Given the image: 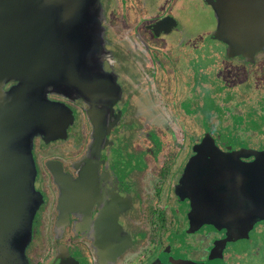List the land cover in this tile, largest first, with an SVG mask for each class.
<instances>
[{
  "label": "flooded vegetation",
  "instance_id": "obj_1",
  "mask_svg": "<svg viewBox=\"0 0 264 264\" xmlns=\"http://www.w3.org/2000/svg\"><path fill=\"white\" fill-rule=\"evenodd\" d=\"M98 2V39L86 51L92 64L82 63L74 82L61 72L46 86V99L58 108L52 130L39 129V96L30 86L19 116L15 106L3 107L1 203L15 209L12 196L20 198L17 204L41 199L32 212H0V223L30 224L23 264H264V233L257 231L264 220L237 225L239 216L230 215L201 224L192 212L200 198L195 158L187 169L206 133L223 151L254 143L247 133L252 127L220 135L219 127L232 129L227 111L224 124L219 113L209 117L217 127H201L198 106L202 91L207 98L220 92L229 112L239 115L233 109L252 89L264 105V48L234 49L237 44L218 35L205 0L215 21L203 32L177 18L184 0ZM206 59L212 60L209 74L200 68ZM17 84L5 82L1 95ZM25 174L28 193L7 195V175L22 180ZM18 243L5 247L12 259V251L22 254Z\"/></svg>",
  "mask_w": 264,
  "mask_h": 264
},
{
  "label": "water",
  "instance_id": "obj_2",
  "mask_svg": "<svg viewBox=\"0 0 264 264\" xmlns=\"http://www.w3.org/2000/svg\"><path fill=\"white\" fill-rule=\"evenodd\" d=\"M97 2L0 0V122L5 106L8 111L15 106V115L19 116L21 97L26 87L30 86L31 90L36 89L35 94L39 96V129L44 132L52 130L51 118L58 108L56 103L46 99V86L58 82L61 72L67 73V76L71 74L74 82L78 79L79 66L82 63L92 64L86 51L98 39ZM205 2L213 8L218 19V35L237 44L238 48L234 49L245 54L264 48V0ZM9 80H16L17 86L8 94L1 95V86ZM78 85L85 91L83 86ZM228 149L221 150L206 133L202 142L195 146L196 154L187 167L188 170L193 167L190 164L195 158L194 169L199 172H195L192 178L198 185L195 188L199 189L200 198L194 202L192 212L201 224L223 223L230 215L239 216L240 223L237 225L264 220V149L240 147L231 150L230 146ZM8 154L10 159V150ZM29 178L27 174L22 180L7 175V195L16 192L26 195L30 187ZM0 186L4 184L0 182ZM10 186H20V189L12 190ZM12 197L11 204L15 209L1 203L4 198L0 191L2 214L6 209L7 212L26 211L28 207L32 212L41 202L37 195L34 200L22 204H17L20 198ZM250 227L251 224L245 229L248 228V231ZM29 235V223H0V264H23L25 256L21 245ZM13 242H19L22 254L12 251V259L9 249L6 254L5 247L16 248Z\"/></svg>",
  "mask_w": 264,
  "mask_h": 264
},
{
  "label": "rangeland",
  "instance_id": "obj_3",
  "mask_svg": "<svg viewBox=\"0 0 264 264\" xmlns=\"http://www.w3.org/2000/svg\"><path fill=\"white\" fill-rule=\"evenodd\" d=\"M147 1L150 5L154 6L158 0H147ZM184 1H185L184 3H181L179 9L177 10V14H176L177 18L180 19L179 21H181L184 27L188 28V30H191L192 28L193 30H195V32H199V31L203 32L206 29L211 28V26L214 24L215 16L212 10H210L207 7V5H205L203 0H197V1L196 0H184ZM103 5H105V3ZM189 34H192V33L190 32ZM201 38H203L202 35H201ZM207 42L208 41H205V43ZM212 46H214V44H212ZM202 49L203 47L201 46L200 50ZM204 53L208 54L209 50H204ZM211 65H212V60L206 59L200 63V68L202 70L204 69L206 70L205 74H209L210 71H207V68H209V66ZM200 75H203V74L201 73ZM202 92L204 93V91ZM202 92L200 93V97H199L200 104L198 106V110L201 114L199 116V120L201 121V124H202L201 127L205 126V128L209 130L211 129L210 127H212L213 125H215V127L218 126L217 124H213V122L209 121V117L211 116L212 118V115L216 116V114L220 113L218 117L219 119H221L222 123L224 122V118H227L228 115H230L229 117L232 122V129L230 128L223 129L219 127L218 131L220 135L222 137H227V138L230 136H234V135L237 136V132H235L234 130L236 129V127L239 126L241 130H245L247 127H250V128L252 127L254 130H248L247 133L254 135L252 137V140L254 141V143H246V144L237 143V144H232V146L233 147H250V148L257 149V150L264 149V143H263L264 141V121H262L264 119L262 118L263 117L262 114L259 115L260 113L259 109L264 110V107H263L264 105H262V101L260 100V96H259L260 91L256 92V90L253 91L252 89V91L247 92L245 96V102H242L241 106L237 105L240 103L238 98H236L237 96L232 97V100L234 102L233 105H237L236 106L237 108L233 109V113H241L239 115H233L231 112H229V107L227 108L224 102L222 101L224 100L222 93L218 92V94L215 95L217 97L211 94V97L207 98V96H210V94L208 92H205L204 94H202ZM261 94L264 96V92ZM216 98L219 99V102H218L219 107L217 105V101H215ZM249 107H255L256 109L254 108L250 112L244 111L245 108L249 109ZM263 110L261 111L262 113L264 112ZM226 111L227 113H229L228 115L227 113H224ZM250 117H253L254 120ZM257 125L258 127H261L262 130L259 131ZM241 134H244L243 131L241 132ZM261 136H263L262 143L256 142ZM257 231L259 233H264V225L258 226Z\"/></svg>",
  "mask_w": 264,
  "mask_h": 264
}]
</instances>
